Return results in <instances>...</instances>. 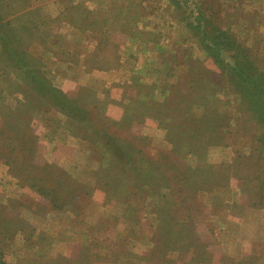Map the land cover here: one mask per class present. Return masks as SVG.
<instances>
[{"label": "rangeland", "instance_id": "1", "mask_svg": "<svg viewBox=\"0 0 264 264\" xmlns=\"http://www.w3.org/2000/svg\"><path fill=\"white\" fill-rule=\"evenodd\" d=\"M194 255L264 264V0H0V264Z\"/></svg>", "mask_w": 264, "mask_h": 264}, {"label": "trees", "instance_id": "2", "mask_svg": "<svg viewBox=\"0 0 264 264\" xmlns=\"http://www.w3.org/2000/svg\"><path fill=\"white\" fill-rule=\"evenodd\" d=\"M4 34H6V33H4ZM6 48V47H5ZM243 87H244V89L245 90H247V87L245 86V85H243ZM262 90V89H261ZM255 93H257V92H254V94ZM249 104V103H248ZM251 104H254V102L253 103H251ZM74 110H76V109H74ZM180 114V118H181V121H179L178 122V120L177 121H175V122H177V124L179 123V124H182V126H183V128L184 127H188V126H191V127H193V125H191L190 123H191V121H189V119L191 118V116L189 115V114H186V113H183V114H181V113H179ZM169 116V117H171L170 115H169V113L167 112V111H165V116ZM172 115V114H171ZM173 117H175V118H177V116H174V114H173ZM170 119V118H169ZM192 119H194V118H192ZM193 122V121H192ZM190 131L191 130H194V129H189ZM196 132V131H195ZM170 133H172V132H170ZM191 137H192V139H193V141H198L199 142V136H196V135H191ZM156 170H157V167L155 168ZM171 169V168H170ZM169 169V170H170ZM139 171H141L140 169H138ZM156 173H157V171H156ZM167 173H163L162 171L158 174V176H159V178H163V177H165V175H166ZM148 175H146V173H143L142 174V178H145V177H147ZM151 176V175H150ZM153 178H157V177H153ZM188 185H187V183H183L182 184V187L178 190L179 192H183V190L184 189H186V187H187ZM171 192H172V190H170ZM167 195V197H166V199L169 197V195H170V193H168V194H166ZM171 196H172V193H171ZM185 200H187V198L185 197L184 198ZM168 202H169V200H164V201H162V204H160V205H167L168 204ZM165 207V206H164ZM197 207H199V206H197ZM166 221V220H165ZM170 221V220H169ZM190 222H191V224H193V218H192V216H191V218H190ZM187 236H188V234H187ZM169 238H171V239H173L174 240V242H175V244H181L180 242H178V240L180 239V237H179V235H178V233L176 234H174V237H170V235H167L165 238H164V240H165V242L166 243H168V241H169ZM193 258V260L189 263V264H195V261H196V259L197 258H200V257H198V256H195L194 255V257H192Z\"/></svg>", "mask_w": 264, "mask_h": 264}]
</instances>
